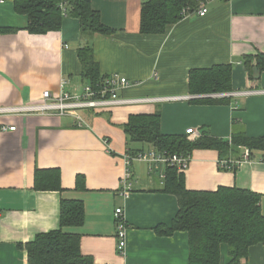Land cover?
Wrapping results in <instances>:
<instances>
[{
    "label": "crops",
    "instance_id": "crops-1",
    "mask_svg": "<svg viewBox=\"0 0 264 264\" xmlns=\"http://www.w3.org/2000/svg\"><path fill=\"white\" fill-rule=\"evenodd\" d=\"M111 35L81 34L78 19L65 17L62 29L31 35L28 18L15 12L13 1L0 4V28L17 30L0 35V108L37 103L45 92L81 94L91 85L83 74L79 50L92 48L100 74L127 78L130 86L119 96L127 99L205 96L190 92L192 70L217 65L232 68L231 91H264V72L257 84L247 79L243 57L264 53V0H209L208 14L197 13L168 27L163 35L140 32L141 7L148 0H91ZM218 94V93H216ZM210 100V101H209ZM161 114V132L191 140L209 136L228 142L243 131L247 138L264 137V94L154 102L94 113L81 110L82 123L71 116L10 114L0 124L16 126L0 132V264H27L20 244L59 229L62 200L81 201L85 223L64 228L81 236V252L95 264H189V235L161 236L159 225L170 226L179 211L177 198L164 191L166 166L147 162L130 165L132 192L120 195L125 155L148 152L146 142H130L123 126L132 115ZM231 149L192 153L185 173L191 191L238 188L261 197L264 216V162L262 152ZM236 164L232 171L220 162ZM237 164V162H240ZM58 169L64 192L35 190V171ZM78 175L85 190H76ZM123 208L126 232L124 254L117 251L114 212ZM225 245V244H224ZM221 246V264L229 251ZM228 249V248H227ZM225 252V254H223ZM240 264H264V244L249 248Z\"/></svg>",
    "mask_w": 264,
    "mask_h": 264
},
{
    "label": "trees",
    "instance_id": "trees-1",
    "mask_svg": "<svg viewBox=\"0 0 264 264\" xmlns=\"http://www.w3.org/2000/svg\"><path fill=\"white\" fill-rule=\"evenodd\" d=\"M15 12L28 18L26 31L31 35H46L62 29L64 18L78 19L81 34L111 35L114 30L101 22L100 13L91 0H12ZM66 3L67 15L60 7ZM209 0H148L141 7L140 32L145 36L163 35L168 27L186 16L207 7ZM186 13V14H185ZM17 30L0 28V35L15 34ZM83 74L91 85H101L100 74L92 48L79 50ZM247 79L257 84L264 72V53L243 57ZM232 68L217 65L210 69L192 70L189 76L193 94L224 93L231 91ZM210 101V100H209ZM130 142H146L160 152L190 157L195 150H217L220 156L233 149H248L264 153V137L247 138L241 131L228 142L209 136L191 140L188 135H165L161 132V114L132 115L123 126ZM138 153L131 150L127 155ZM85 190V178L78 175L76 190ZM35 190L64 192L60 170L35 171ZM164 191L177 198L179 211L173 223L159 225L155 232L171 236L176 232L189 235V264H221V246L227 245L231 261L240 264L247 258L249 248L264 244V216L260 210L261 197L238 188L219 187L216 191H191L185 186V173L166 167ZM85 223V207L81 201L62 200L59 229L37 235L32 241L20 244L27 253V264H95L93 257L81 252V236L67 234L64 228L80 227Z\"/></svg>",
    "mask_w": 264,
    "mask_h": 264
},
{
    "label": "built area",
    "instance_id": "built-area-1",
    "mask_svg": "<svg viewBox=\"0 0 264 264\" xmlns=\"http://www.w3.org/2000/svg\"><path fill=\"white\" fill-rule=\"evenodd\" d=\"M6 0H0V4H3ZM66 3L63 1L60 5L64 15H67L68 9ZM186 14V13H185ZM208 14V8L203 7L197 11V15L205 17ZM187 17V16H186ZM130 86V82L127 78H119L118 76L108 77L101 85L85 87L81 94L71 95L69 93H61L58 96H53L50 92H45L42 99L37 103L26 105L20 108H0V117L10 114H20L27 116L28 114L38 115H57V116H71L83 122L78 112L81 110H92L94 113H100L109 111L117 107H125L130 105H141L154 102L164 101H181L190 99H209V98H225L236 96H247L252 94H264V91H241L238 93H218L205 96H192V97H176V98H146V99H127L119 96V92L122 89H126ZM15 132L16 126L0 124V132ZM197 135L193 129L187 130V135ZM193 139H197L194 137ZM251 158V152L246 149L244 159L249 161ZM133 161L147 162L154 167L163 165L166 167H177L180 172H185L191 162V158L182 157L178 155L167 154L166 152H160L156 149H152L148 152L138 153L134 157L125 155V172L121 178L120 195L127 199L132 192L131 170L130 165ZM261 162H264V153L260 158ZM237 162V164H240ZM236 164L232 161L220 162V168L223 170L233 171ZM125 213L123 208L119 207L115 210V223H116V237H117V251L120 254H124L126 248V232L128 225L125 221Z\"/></svg>",
    "mask_w": 264,
    "mask_h": 264
},
{
    "label": "rangeland",
    "instance_id": "rangeland-1",
    "mask_svg": "<svg viewBox=\"0 0 264 264\" xmlns=\"http://www.w3.org/2000/svg\"><path fill=\"white\" fill-rule=\"evenodd\" d=\"M227 248H228V246L227 245H224V248L223 249L226 250V252L228 251ZM223 254H225V252Z\"/></svg>",
    "mask_w": 264,
    "mask_h": 264
}]
</instances>
